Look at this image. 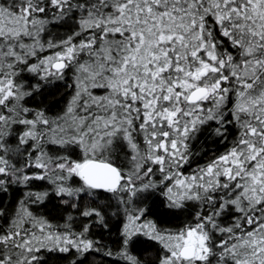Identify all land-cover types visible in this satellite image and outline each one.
<instances>
[{"label":"snow or ice","instance_id":"snow-or-ice-1","mask_svg":"<svg viewBox=\"0 0 264 264\" xmlns=\"http://www.w3.org/2000/svg\"><path fill=\"white\" fill-rule=\"evenodd\" d=\"M0 264H264V0H0Z\"/></svg>","mask_w":264,"mask_h":264}]
</instances>
